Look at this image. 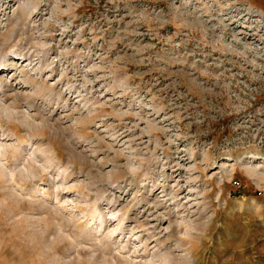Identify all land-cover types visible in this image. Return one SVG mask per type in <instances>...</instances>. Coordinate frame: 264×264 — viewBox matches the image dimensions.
<instances>
[{
	"label": "rangeland",
	"instance_id": "1",
	"mask_svg": "<svg viewBox=\"0 0 264 264\" xmlns=\"http://www.w3.org/2000/svg\"><path fill=\"white\" fill-rule=\"evenodd\" d=\"M0 264H264V0H0Z\"/></svg>",
	"mask_w": 264,
	"mask_h": 264
},
{
	"label": "bare ground",
	"instance_id": "2",
	"mask_svg": "<svg viewBox=\"0 0 264 264\" xmlns=\"http://www.w3.org/2000/svg\"><path fill=\"white\" fill-rule=\"evenodd\" d=\"M50 123V122H49ZM56 125V124H55ZM55 131H54V130ZM54 131V133L52 134L51 133V137L52 138H54V140H53V142L55 141V139H57V141H60V140H62V138L60 137V135H59V131H58V128L57 129H55L54 128V126H52V125H49V124H46V132L47 131H49L48 133H50V131ZM61 132V131H60ZM47 134V133H46ZM48 135H50V134H48ZM65 140V139H64ZM51 141V140H50ZM66 142V141H65ZM57 143V142H56ZM63 143V142H62ZM66 145H67V143H66Z\"/></svg>",
	"mask_w": 264,
	"mask_h": 264
}]
</instances>
